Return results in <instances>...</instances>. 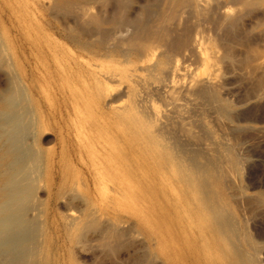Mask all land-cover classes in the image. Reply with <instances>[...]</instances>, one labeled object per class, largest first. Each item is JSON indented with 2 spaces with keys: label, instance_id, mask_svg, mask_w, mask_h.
Listing matches in <instances>:
<instances>
[{
  "label": "bare ground",
  "instance_id": "bare-ground-1",
  "mask_svg": "<svg viewBox=\"0 0 264 264\" xmlns=\"http://www.w3.org/2000/svg\"><path fill=\"white\" fill-rule=\"evenodd\" d=\"M62 1L34 9L20 1L21 44L0 28V63L8 74L0 95V264H82L73 260V247L102 223L98 191L101 204L114 201L117 212L100 226L103 244L131 229L149 236L159 228L183 245L174 257L160 250L165 264H258V243L242 232L227 189L244 158L234 141L217 139L204 122L208 110L228 122L237 112L220 94L230 53L223 35H233L237 2L147 0L128 16L132 0H113L115 10L105 16L89 1ZM58 14L71 23L61 24ZM24 45L36 92L54 98L43 113L21 78ZM233 124L225 126L230 133L238 130ZM44 128L56 133L57 152L41 147ZM77 182L88 188L78 199L81 208L39 217L46 212L40 188L55 186L48 197L56 203L71 197ZM125 202L138 207L144 227L123 220Z\"/></svg>",
  "mask_w": 264,
  "mask_h": 264
},
{
  "label": "rangeland",
  "instance_id": "rangeland-1",
  "mask_svg": "<svg viewBox=\"0 0 264 264\" xmlns=\"http://www.w3.org/2000/svg\"><path fill=\"white\" fill-rule=\"evenodd\" d=\"M6 1L0 0V21H1L0 22V28L1 29L4 28L3 29L4 34L6 36H8V35L11 36V38L18 45V44H21L19 41V37L21 35L19 36V34H18L17 25L21 24V23L18 22L17 12H20V4H21L20 1L21 0H19V1L18 0H6ZM22 1H23L22 3H25L26 5H28V7L30 9H34L37 6H40L41 3H45L44 4L45 6L46 5L50 6V4H51L50 7H56V4H57V2H56L57 0H53L56 2V4L53 3L52 0H50V1L46 0V2H45V0H42V1L40 0L41 2L40 1H33V0H22ZM63 1L66 2L67 0L66 1L63 0ZM69 1L70 0H68L67 2H69ZM72 1L77 2L78 5L84 4V3L89 1L88 3L89 4L91 3V5L94 8H100L101 9V7H102L103 8L102 10L105 11V14H104L105 16H106V14H108L110 12L109 10H112L113 7L115 6V5H113V3H114L113 0L112 1L107 0L106 4H103L104 6H102V4L100 3V0H95V1H98L97 3L95 1L92 2L93 0L92 1L91 0H84L83 3H82V0H80L81 2L79 0H72ZM146 1L147 0H142V1L141 0H132V4H133V5H131L132 8H130V11L128 12L127 15L133 16L135 14V11H138L140 9V7H141L140 5L144 4ZM231 1L237 2V3L233 4V7L235 10V15L238 12L237 15L240 19L236 18L235 25H233V27L235 26L234 27L235 29L233 28V31H232L233 35L232 36L231 35L225 36V34L223 35V40H224L223 44H225V46H226V49H224V50L227 51V49H228V51H230V53L227 51L228 56L226 57V61H224L226 65L223 64V65H225V66H223L224 70L223 69L220 70V76L223 77V78L220 77L221 82L225 81L223 83L224 85L221 84V86H220V91H221L220 94L222 93L221 96L224 99H226L230 104L232 103L233 105L232 104L231 105L233 107V110L237 111V112H235L236 113L235 118H237L236 121L234 120L235 119L234 118L233 120L231 119L230 122H231V125L233 123H234L233 125H235L237 123L236 127L240 131L237 130L236 132L232 131L230 133L228 128H225V126L229 125V123H230V122H228L229 120H225L226 122L222 118H220L221 119L220 120L217 117V115L211 110H208L206 112V115H204V117L207 116L204 119V122L208 127H210V126H211V128L213 127L212 128L213 130L212 129L211 130L214 131L213 133L215 134V137L217 139H219V140L221 139V141H223V142H225V141L227 142L229 140L230 143L232 141H234V143H232V144L236 145L235 150L237 149L238 154L239 155L241 154L240 156L244 158L242 160V163H241L242 167H240V172L238 174L239 176L238 175L237 176H230L232 178L228 179L229 182L227 181L228 184L230 183L229 185L227 184L228 185L227 189L229 188V186H231L229 188L230 189L229 192H231V194H233V197H232L233 201L231 203V206L233 209H235L233 211L235 213L236 219L238 221L242 222L241 224L244 227L242 232L247 233V235L249 236V239L251 241L255 242V240H256L255 243H258L257 245L259 247V248L257 247L258 248V254L256 253L257 261L259 262L258 264H264V0H255L254 2H253V0H250L252 4H249V0H237V1L231 0ZM37 2H39V3H37ZM255 2H257L258 5H256L257 3L255 4ZM53 4H54V6H53ZM8 6L9 7L11 6L10 9ZM111 7H112V9H111ZM114 10L115 9H113L112 11H114ZM237 15H236V17H237ZM57 16H59L57 18L59 19L58 21L60 23L62 22L61 24L71 23L70 22L71 18L66 14L65 15L62 14L61 15L62 17L59 14ZM23 18L26 19L25 17H23ZM60 18L63 20L61 21ZM26 22H27V20H26ZM5 31H7V32H5ZM14 46H15V43H14ZM223 48H224V46H223ZM19 50L21 51L20 47H19ZM22 50H23V52L20 53L21 65H22L21 67H23L22 68L23 72L21 74V78L24 81V84L26 85L27 89H29L31 87L29 89V92H30L31 96L33 97V100L38 104L39 112L41 110L43 113L45 110H47L49 108V102L54 101L53 100L54 98L52 96L45 98L44 96H42V95L38 94V92H36L37 86L33 85L32 77H30V74H28L29 73V66H28L29 62L26 59V57L29 58V55H28L27 47L24 45ZM222 52H223V50L221 51V53ZM3 66L4 65L2 63H0V95L2 94L3 89L6 86L5 83L7 82V78H8V74H6V70H5L6 68H5V66L4 67ZM231 68H232V70H231ZM28 76H29V79H28ZM40 78H41V76H39V79ZM44 81L45 82L43 83L42 80H39L40 84H42L45 87L47 80L44 79ZM38 102H40V104ZM209 113H210V115H209ZM42 117H43V120H45V122H46L47 119L44 116H42ZM49 123L51 125L55 124V122L53 120L52 121L49 120ZM208 123H210V126ZM219 123H220L221 127L219 126ZM227 123H228V125H227ZM216 125L218 127H216ZM222 126H224V127H222ZM221 128L222 129L224 128L223 131L221 130ZM219 129L223 133H225V134H223V136L222 135L219 136V134H222V132L220 133ZM225 129H226V132H224ZM217 133H219V134H217ZM217 135H218V137H217ZM222 137L223 138L225 137V140ZM40 145L43 149H48L50 147L51 149H54L56 152L60 149V146L57 143L56 133L53 130H49L48 128L43 129V132L41 135ZM53 146H54V148H53ZM72 170H73L72 168H69L68 170H66V172L69 174L72 172ZM77 171L80 174V171L79 170H77ZM80 183L79 182L73 183L72 192L71 191L68 193L65 192L67 194H70L71 197L67 196L68 199H65V200L63 197H58L57 199H55L56 203H54V201L49 200V197H50L52 191H55V189H56L55 186L52 187L53 190L47 191V190H42V188H40L39 192L37 190V192H38L37 194L39 196V197L38 196L37 197L39 198V200H40V196H41V198L43 197L42 201L45 200L44 201L45 203H43V205H44V207H46L45 208V210H46L45 214H42L40 216L38 215V216L42 219H45L44 215H46L45 217H47V214L48 215L50 214L49 217L52 218V214L55 210L56 211L58 210V212H60V211H63L64 209L66 210L68 207H71L73 210H74L73 207H76V209L81 208L83 205H80L81 200H80V202H78V199H82L81 198L82 194L87 192L88 188L85 184H83V183L80 184ZM234 183H235V185H234ZM236 184L238 187L236 186ZM90 188H92V187H90ZM234 189H236V190H234ZM44 192H45V194H44ZM109 194L112 195L111 192H109ZM45 195L47 197H45ZM94 198H95L94 203L96 204L95 208L98 210L96 213L99 214V212H100L98 217H100L99 220L102 223H100L98 225L99 228H95L96 230L95 229L91 230V231L88 230L85 233L87 235V236L85 235L87 238L83 241V243L76 244V246L74 245L75 249L73 247L74 251L72 250L74 253V256H73L74 261H78V262L80 261L79 263H82V264H142L143 262H145L144 264H146V263L147 264L148 263L149 264H159V263L165 264L164 262H162L163 259H162V255L160 253L161 249L166 250V254L167 253L169 255L171 254L170 256L174 257L173 249H175V252H177V249H176L177 244L180 245V248H183V245L181 244V241L179 238H178L179 242L177 244L175 243L176 244L175 245L173 243V241L177 242V240L172 239L173 241H171V237L169 238L168 235L163 236L162 233L158 231L159 228H154L153 229L154 231H152L151 234H149V236H147V235L145 236V233L142 230H140L141 233L139 234L137 232V230H135L136 229L135 228L133 230L132 229L129 230V232H128L129 236H127L128 235L127 234L124 238L123 237H121V238L113 237V238H111L110 241H108L107 244H103V243L99 242L101 239L104 238V237H102L104 235L102 234L103 232L101 231L100 226L101 227L104 226L103 225L104 221L112 220L113 219L112 217L115 216V213H117V212H116V210L112 209V207L113 208L115 207L114 201H113V203L112 202L108 203L107 206H104L103 201H102L103 205L101 204L102 198L99 194V191L97 192L96 196H94ZM76 199H77V201H76ZM91 199H92V197H91ZM70 200H73V201L70 202ZM77 202H78V204H77ZM74 205H76V206H74ZM79 205H80V207H79ZM123 206H124L125 210H124V212L120 213V215L123 216V220L128 221L129 224H131V225L134 224L135 226L137 225V227H144V226H140V225H142V223L139 224L140 218H139L138 214L135 213L138 209L137 205H136L137 208H135V209L134 208L132 209L133 205L129 202L123 203ZM116 208L118 209V207H116ZM48 220H50V219H48ZM126 226L128 227V225H126ZM48 229H50V226L47 227V230ZM247 230H248V232H247ZM97 231L99 234H102V235H99L97 233ZM48 232L51 233L52 232L51 229H50V231L48 230ZM156 232H158V234ZM87 233L88 234L90 233V234L88 235ZM94 233H96V234H94ZM93 234L97 240L93 237ZM52 235L53 234L51 233V236ZM90 235H92V237ZM174 236H176V234ZM53 237H55L56 240L58 239L55 235H53ZM156 237L158 238V240L156 239ZM55 238H54V240H55ZM89 239H90V241H88ZM86 240H87L86 243L92 242V241L93 242L88 243V245L86 244V246H85ZM94 240H95V242H94ZM121 240H123V243ZM97 242L99 243V245H101L100 247L98 246ZM119 242H120V244H119ZM112 243H113V245H112ZM83 244H84V246H83ZM115 244H117V245H115ZM113 246H114V249H113ZM109 247H111V248H109ZM144 247H146V248H144ZM77 249H78V251H77ZM104 249H106V250H104ZM146 249H148V250H146ZM143 250H144V252H141ZM146 251H148V252H146ZM150 251H151V253H150ZM75 254H76V256H75ZM138 254H139V256H137ZM145 254H146V257H145ZM140 256H142V257H140ZM155 257L159 260H157ZM147 258H149L150 261ZM64 259L65 260L68 259V256L66 254H64ZM143 259H146V261L145 260L143 261ZM172 259H174V258H172ZM139 260H141V262ZM178 261L180 264H185V262L182 260H178ZM169 264H171V263L169 262Z\"/></svg>",
  "mask_w": 264,
  "mask_h": 264
}]
</instances>
